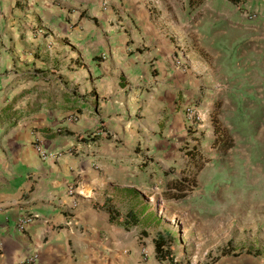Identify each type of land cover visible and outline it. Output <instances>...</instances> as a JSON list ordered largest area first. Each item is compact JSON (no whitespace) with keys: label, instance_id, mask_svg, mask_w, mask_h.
<instances>
[{"label":"crops","instance_id":"obj_1","mask_svg":"<svg viewBox=\"0 0 264 264\" xmlns=\"http://www.w3.org/2000/svg\"><path fill=\"white\" fill-rule=\"evenodd\" d=\"M225 1L189 12L186 0H0V38L12 40L0 45V264H177L178 239L164 247L172 263L156 256L167 226L153 232L148 210L120 207L117 194L154 180L162 198L180 177L182 109L199 84L172 54L192 18ZM28 214L37 220L18 229Z\"/></svg>","mask_w":264,"mask_h":264},{"label":"rangeland","instance_id":"obj_2","mask_svg":"<svg viewBox=\"0 0 264 264\" xmlns=\"http://www.w3.org/2000/svg\"><path fill=\"white\" fill-rule=\"evenodd\" d=\"M213 9H204L199 21L192 18L198 26L179 44L185 54L182 70L193 63L199 84L198 99L182 111L185 118L186 108L200 116L186 118L181 146H196L206 164L183 200H163L164 186L156 190L151 180L149 193L129 184V193L119 192L117 202L148 210L143 225L153 232L167 226L176 234L177 264H215L231 253H249L264 262V0H237L236 5L227 0ZM11 43L0 38L8 51ZM214 110L229 134V150L211 147ZM94 134L105 135L102 125ZM165 171L172 175L170 167Z\"/></svg>","mask_w":264,"mask_h":264},{"label":"trees","instance_id":"obj_3","mask_svg":"<svg viewBox=\"0 0 264 264\" xmlns=\"http://www.w3.org/2000/svg\"><path fill=\"white\" fill-rule=\"evenodd\" d=\"M189 12H193L198 9L205 0H186ZM233 4H237V0H228ZM218 110H214L210 113L211 125L213 127L214 139L211 142V147L221 150H229L232 144L229 140V134L227 130L222 127L219 119ZM4 120L13 122L17 120L16 116L4 115ZM19 118V117H18ZM100 134L94 136L93 139L99 137ZM181 152L184 159V164L178 169L180 173L179 178H173L167 182V189L162 193V199L166 201H180L185 199L194 188L195 180L199 172L204 168L206 164V158L204 154L194 145H184L181 148ZM142 164L146 165L145 162ZM164 237H158L156 241V256L160 260H166L172 263L174 260L173 252L167 247L171 241L176 242V234L168 228L164 230ZM226 255V254H224Z\"/></svg>","mask_w":264,"mask_h":264},{"label":"built area","instance_id":"obj_4","mask_svg":"<svg viewBox=\"0 0 264 264\" xmlns=\"http://www.w3.org/2000/svg\"><path fill=\"white\" fill-rule=\"evenodd\" d=\"M184 55H185L184 50H183V47L181 45H179L178 47H176L174 49L173 55H172L173 62L176 65H178L179 67H181V70L183 69L182 68L183 63L185 62ZM185 113H186L187 120L192 121V119H194V117H197V119H200L199 114H195L196 112L192 108H186ZM40 154H41L40 156H41L42 160H57L61 156V152H50V151H46V150H42L40 152ZM71 191L72 190H70L69 192L71 193ZM36 220H37V218L34 214H28L22 220H20L17 227H18V229H22V228H24L25 225L32 224Z\"/></svg>","mask_w":264,"mask_h":264}]
</instances>
